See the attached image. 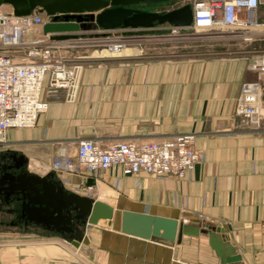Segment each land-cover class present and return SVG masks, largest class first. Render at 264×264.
<instances>
[{
	"label": "crops",
	"instance_id": "obj_1",
	"mask_svg": "<svg viewBox=\"0 0 264 264\" xmlns=\"http://www.w3.org/2000/svg\"><path fill=\"white\" fill-rule=\"evenodd\" d=\"M0 9L13 13L10 4ZM39 34H46L43 28ZM78 43L57 41L55 52L80 54L74 49ZM245 45L232 44L230 55L212 49L209 54L148 64L134 61L141 53L137 47H128L119 57L99 51L112 59L101 57L99 63L85 65L75 101L52 100L35 127L10 128L0 153L24 155L30 172L46 175L54 172V156L65 147L75 150L82 139L145 141L196 133L204 159L185 178L125 175L114 167L100 174L105 185L96 197L116 210L223 227L225 239L243 257L239 264H264V130L242 126L235 115L243 82L256 78L248 68ZM63 176L70 190L94 182L77 174ZM10 206L0 199L1 224L6 213L11 214ZM87 236L90 244L79 252L93 264H221L203 233L183 235L176 242L143 239L122 233L119 219L112 225L102 220L89 227ZM14 246L0 249V264H71L63 248Z\"/></svg>",
	"mask_w": 264,
	"mask_h": 264
},
{
	"label": "built area",
	"instance_id": "obj_2",
	"mask_svg": "<svg viewBox=\"0 0 264 264\" xmlns=\"http://www.w3.org/2000/svg\"><path fill=\"white\" fill-rule=\"evenodd\" d=\"M178 1L179 6L191 4L193 22L188 27L172 25L173 36L190 35V31L215 34L222 30L244 44L264 40V22L260 19L264 0ZM51 19L52 16H46L41 10L19 16L0 9V143L7 141L10 128L35 127L52 100L74 102L76 99L87 60L82 56L56 54V42L61 40L52 39L51 34H39ZM256 28H262V31L252 35ZM124 29H128L129 34L136 30L123 28L117 31ZM27 34H33V37L26 38ZM104 39L92 43L111 52L133 44L128 36H118V33ZM248 68L256 78L243 82L235 115L242 126L262 131L264 48L252 53ZM60 90H65L66 94L62 95ZM196 139V133L192 132L145 141L82 139L74 153L65 147L54 156L53 171L60 174L57 176L64 183L65 174L93 178V183L73 190L91 198L96 197L94 190L102 182L100 174L114 167H120L125 175L145 173L156 178L183 179L204 159L203 150L196 147Z\"/></svg>",
	"mask_w": 264,
	"mask_h": 264
},
{
	"label": "water",
	"instance_id": "obj_3",
	"mask_svg": "<svg viewBox=\"0 0 264 264\" xmlns=\"http://www.w3.org/2000/svg\"><path fill=\"white\" fill-rule=\"evenodd\" d=\"M171 0H0L10 4L15 15H27L41 10L52 19L43 26L46 34H52L55 40L84 38L92 30L103 34L113 30L154 29L157 24L169 23L179 27L191 26L193 8L191 4L174 8L166 12L143 11L134 8L137 4L162 3ZM105 37V35H104ZM13 159L22 160L16 165L20 174L6 170V155L0 153V199L5 202L21 203L22 211L30 220H47L66 228V239L80 248L90 244L86 228L98 225L102 220L109 224L119 221L122 233L143 238H161L170 242L181 241L183 235H208L211 248L220 258L221 264H239L242 255L237 247L224 237L223 227H206L184 223L175 218L152 215L130 210L117 211L111 204L69 190L64 181L55 172L46 175L28 170V159L24 155L13 153ZM10 167V166H9ZM66 211V212H65ZM73 212L80 217V225L71 224ZM65 213L69 219H65ZM42 218V219H39Z\"/></svg>",
	"mask_w": 264,
	"mask_h": 264
},
{
	"label": "rangeland",
	"instance_id": "obj_4",
	"mask_svg": "<svg viewBox=\"0 0 264 264\" xmlns=\"http://www.w3.org/2000/svg\"><path fill=\"white\" fill-rule=\"evenodd\" d=\"M178 0H171L162 3H143L137 4L140 10L143 11H155V12H166L174 8L180 7ZM260 19L264 22V5L260 9ZM172 25L169 23L157 24L154 29H136L132 30L133 33L129 34L128 29L122 31L113 30L111 32H106L103 34L101 31L98 33H87L84 38L70 39L79 42L78 49L81 51L80 54L75 53L72 57L80 56L85 57L84 60L89 64H97L101 60H108L112 58L97 57L99 51H103L104 47L100 45H95L92 42H99V40H105V36H128L133 40V44L130 47H137L141 53L134 56V61L142 62L144 64L152 62H160V60H174V59H185L191 58L194 53L199 54H209L212 49L217 50L215 54L218 55H230L228 47H232V44L237 43L239 40L234 39V36H220L216 34H228L222 33V30L218 33L211 34L200 31H190V35H176L172 34ZM134 37V38H131ZM96 39V40H95ZM246 57L251 59L252 53L260 48H264V40H256L252 43H247L246 45ZM129 47V46H125ZM105 50V49H104ZM232 51V55H233ZM93 55V56H92ZM83 60V59H81ZM86 63V64H87ZM75 150H73V153ZM70 190V189H69ZM73 191V190H71ZM82 192H85L82 191ZM98 199L97 197H93ZM10 213H6V218L2 219V224L0 223V249L8 247L10 245H15L14 247H47L51 246L55 249L63 252V255L70 259V263L74 264H93L89 261L86 253L77 252L75 246L66 239L61 233L56 231H51L45 228H35L34 226H25L22 223L12 224L13 220H17V215H20V209L18 207V202L10 203ZM121 212V210H119ZM9 212V211H8ZM5 215V214H4ZM19 217V216H18ZM109 223V221H108ZM89 226L86 228V233L88 232ZM69 248V249H68ZM70 250V251H68ZM76 252L75 254L73 252ZM19 257L17 256V259Z\"/></svg>",
	"mask_w": 264,
	"mask_h": 264
},
{
	"label": "flooded vegetation",
	"instance_id": "obj_5",
	"mask_svg": "<svg viewBox=\"0 0 264 264\" xmlns=\"http://www.w3.org/2000/svg\"><path fill=\"white\" fill-rule=\"evenodd\" d=\"M134 8H137V9H140L138 6H134ZM13 154H7L6 157H5V165L8 169V171L12 172L13 174H20L22 172L21 169H17L16 168V165L17 164H20L22 162V160H19V159H16L14 160L13 159ZM13 159L14 160V163H12L10 160ZM10 166V167H9ZM6 203H9V202H6ZM12 203V202H10ZM21 206V205H20ZM20 215H17V220H13L12 224H18V223H22L23 225L25 226H34L35 228L37 227H41V228H45V229H48V230H51V231H56V232H59L61 233V235H68V232L66 231V228H64L63 226H57V225H54L53 222L50 223L48 222L47 220H43V222H38L37 220H30L27 216H25V214L23 213L22 211V207L20 208ZM66 212V211H65ZM65 219H69L70 217L67 216V214L65 213ZM19 216V217H18ZM39 219H42L39 217ZM72 219V222L71 224L73 225H76V226H79L80 225V217L77 216V213L76 212H73V216L71 217Z\"/></svg>",
	"mask_w": 264,
	"mask_h": 264
},
{
	"label": "bare ground",
	"instance_id": "obj_6",
	"mask_svg": "<svg viewBox=\"0 0 264 264\" xmlns=\"http://www.w3.org/2000/svg\"><path fill=\"white\" fill-rule=\"evenodd\" d=\"M260 31H262V28H256V29H254L252 32H251V34L252 35H258L259 33H260ZM216 35H220V36H222V37H224V36H229L230 34H216ZM116 40V39H115ZM128 49V47H123L121 50H116L115 52H111V51H109V50H103V54L104 55H106V56H121L126 50ZM98 56L99 57H105V56H101L100 54H98ZM101 185H105V184H103V183H100L99 184V186H97V188L94 190V193L97 195V190L100 188V186ZM105 193H107L106 191H105ZM109 194V193H108ZM104 195V194H103ZM102 195V196H103ZM106 198V197H105ZM104 200H108V199H104ZM117 211V210H116ZM119 211H117V216H116V218L119 216V213H118ZM119 219H120V217H118ZM37 220V219H36ZM81 248V247H80ZM80 248H75V250H77V252H79V250H80ZM76 253V252H75Z\"/></svg>",
	"mask_w": 264,
	"mask_h": 264
}]
</instances>
